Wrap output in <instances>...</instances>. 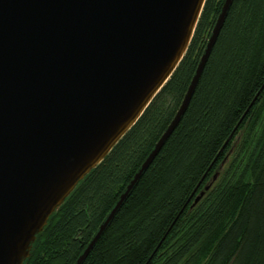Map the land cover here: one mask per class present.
<instances>
[{
    "label": "trees",
    "instance_id": "obj_1",
    "mask_svg": "<svg viewBox=\"0 0 264 264\" xmlns=\"http://www.w3.org/2000/svg\"><path fill=\"white\" fill-rule=\"evenodd\" d=\"M223 3L205 0L174 72L24 264L76 262L173 120ZM82 264H264V0H232L184 114Z\"/></svg>",
    "mask_w": 264,
    "mask_h": 264
},
{
    "label": "water",
    "instance_id": "obj_2",
    "mask_svg": "<svg viewBox=\"0 0 264 264\" xmlns=\"http://www.w3.org/2000/svg\"><path fill=\"white\" fill-rule=\"evenodd\" d=\"M204 2L0 0V264L26 262L50 216L141 116L184 56ZM231 2L173 120L74 264L177 126Z\"/></svg>",
    "mask_w": 264,
    "mask_h": 264
}]
</instances>
